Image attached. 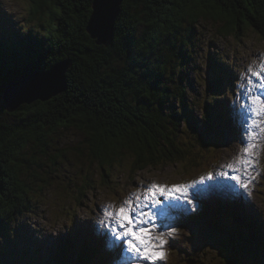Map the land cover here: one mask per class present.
<instances>
[{
  "label": "trees",
  "instance_id": "16d2710c",
  "mask_svg": "<svg viewBox=\"0 0 264 264\" xmlns=\"http://www.w3.org/2000/svg\"><path fill=\"white\" fill-rule=\"evenodd\" d=\"M92 2L29 0V24L19 31L0 29V98L6 84L27 70H47L63 60L72 63L66 73V91L47 101L21 105L10 113L17 117L13 123L0 119L2 231L30 205L31 186L22 174L37 177L41 156L54 145L49 137L60 128L82 134V144L101 166L112 167L128 154L134 167L144 170L167 162L191 163L181 136L186 129L198 131L199 117H204L206 126L203 139L196 140L204 146L210 142L206 135L221 138L218 124L233 127L235 122L230 104L235 74L212 53L207 93L204 98L191 95L193 84L185 78V71L197 68L192 35L195 24L210 17L237 34L251 28L264 36V0H125L109 45L97 44L87 32ZM0 110L8 114L2 105ZM204 211L215 221L223 214L230 216L236 235L264 254V220L241 197L206 206ZM21 242L20 237L10 241L13 246ZM68 242L61 247L66 264H70L68 257L78 264L86 255L88 260L102 255L101 240L95 243L87 237L88 254L78 242ZM70 249L73 252L66 254ZM0 252L6 264L16 261L8 260L7 249L0 247ZM229 252L231 257L223 264H240L237 257L243 253L253 257L249 248L237 245ZM188 263L204 264L197 259Z\"/></svg>",
  "mask_w": 264,
  "mask_h": 264
},
{
  "label": "rangeland",
  "instance_id": "374dc122",
  "mask_svg": "<svg viewBox=\"0 0 264 264\" xmlns=\"http://www.w3.org/2000/svg\"><path fill=\"white\" fill-rule=\"evenodd\" d=\"M28 1L0 0V12L3 15L0 17V29L12 32L13 28L19 31L24 25L29 24ZM30 25L35 27L33 22ZM223 25L222 21L210 17L200 19L199 24H195L192 36L197 68L187 67L185 78L192 81L191 95L204 98L207 93L205 85H208L206 79L209 71V53L232 69L235 74L233 89L235 93L230 95V102L231 114L235 115V122L233 120L232 123L234 128L229 127L231 125L229 123L228 126L218 124L221 138L206 135L204 137L210 142L204 146L196 140L198 137L203 139L201 133L205 132L206 126L203 122L204 117H199L201 112H195L199 117L198 131L186 129L183 137L181 136V141L190 154L191 163L167 162L152 165L144 170H137L128 154L114 162L112 167L108 164L101 166L82 144L84 138L82 134L70 128L58 129L49 137L54 141V145L41 156L37 177L32 176L30 172L22 174V179L31 186L30 205L22 214L17 215V218L9 221L8 230H0V247L7 249L10 256L8 260L16 259L15 262L10 261L11 264H66L62 258L64 254L61 247L64 244L70 245L69 240L78 242L81 251L84 249L88 254L87 237L97 242L100 233L103 232L104 235L107 232L100 223L101 220L107 219L102 209L109 205L119 207L130 195L143 191L147 184H188L195 185L190 192L197 189L203 192V187L200 189L203 185L200 183L202 177L205 178V182L209 173L216 177L210 183H204L207 186L220 179L216 175L219 173L217 171L221 169L226 171L224 166L233 162L246 143V133L242 124L245 116L238 114L234 107V102L241 91L239 85L248 76V68L256 67L264 60V36L251 28L243 29L241 34H237L234 29H225ZM206 100H209V95ZM1 105L4 106L2 98ZM7 113L0 110V119L13 123L17 117L11 115V111L7 110ZM215 122L217 123V120ZM257 143L260 147L255 150L259 161L256 171L260 175L253 181L255 186L250 188L251 196L244 194V190L238 186L219 190V193L212 195H217L225 202L242 197L243 203L251 211L259 213L264 220V136H261ZM61 150H64L65 154H60ZM227 183L234 184L233 181ZM199 203H196L195 211L192 212L182 213L177 210L165 224H161L160 220L155 222L158 226L157 231H170L173 227L177 230L176 235L169 237L164 246L166 259L158 260L156 264H189L188 261L195 259L204 264H223L227 263L226 257H231L229 251L232 245L249 248L253 253V257L246 253L238 256L240 264H264L263 252L254 249L253 246H256L254 243L252 246V243L242 241L236 235L235 223L230 216L223 214L222 219L217 221L209 216L205 220L203 214H197L202 208L201 202ZM189 215L194 216L188 218ZM211 219L212 223L209 222ZM19 237L23 242L14 244L17 248L15 251L10 241ZM108 239L110 243L112 239L110 235ZM24 251L32 257L22 254ZM36 251L37 254L33 256ZM101 251L102 255L97 253L95 259L88 260L86 255L79 259L78 264H100L106 258L103 247ZM72 252L70 249L65 253ZM2 254L3 252H0V264H6ZM72 259L73 257H68L66 262L72 264ZM140 264L151 262L140 261Z\"/></svg>",
  "mask_w": 264,
  "mask_h": 264
},
{
  "label": "snow or ice",
  "instance_id": "6c2138e0",
  "mask_svg": "<svg viewBox=\"0 0 264 264\" xmlns=\"http://www.w3.org/2000/svg\"><path fill=\"white\" fill-rule=\"evenodd\" d=\"M239 88L241 91L234 107L238 114L245 116L242 124L246 143L233 162L224 166L227 170L216 174L220 179L208 186L209 194L217 189L238 186L250 197V188L255 186L253 181L260 175L256 171L259 161L255 150L260 147L257 141L264 136V60L256 67L248 68V76ZM206 179L212 181L213 174L209 173ZM228 181L234 184L229 185ZM204 182L205 178L202 177L200 183ZM194 187L188 184L150 183L144 186L143 191H137L123 200L119 207L109 205L102 209L107 218L100 221L107 229L100 237L106 253L103 264H120L121 260H125L126 264H140V261L156 264V261L166 259L164 246L177 230L173 227L170 231H157L155 222L160 220L161 224H165L177 210L182 213L195 211L196 203L201 202L205 193L199 189L190 192ZM189 205L192 207H187ZM109 235L112 238L110 243Z\"/></svg>",
  "mask_w": 264,
  "mask_h": 264
},
{
  "label": "water",
  "instance_id": "95a60500",
  "mask_svg": "<svg viewBox=\"0 0 264 264\" xmlns=\"http://www.w3.org/2000/svg\"><path fill=\"white\" fill-rule=\"evenodd\" d=\"M125 0H93L87 32L99 45H109L115 35V23ZM71 61L63 60L49 69L27 70L11 79L1 92L5 109L15 111L23 104L47 101L67 90L66 73ZM206 216L204 219L206 220ZM213 225V224H211Z\"/></svg>",
  "mask_w": 264,
  "mask_h": 264
},
{
  "label": "bare ground",
  "instance_id": "6f19581e",
  "mask_svg": "<svg viewBox=\"0 0 264 264\" xmlns=\"http://www.w3.org/2000/svg\"><path fill=\"white\" fill-rule=\"evenodd\" d=\"M221 170H222V169H221ZM221 170H219V171H217V172H220ZM218 190H220V189H218ZM228 192H229V191H228ZM228 192H227V193H228ZM229 195H230V194H229ZM222 196H223V195H222ZM199 204H200V203H199ZM35 257H36V256H35ZM37 262H38V261H37Z\"/></svg>",
  "mask_w": 264,
  "mask_h": 264
}]
</instances>
